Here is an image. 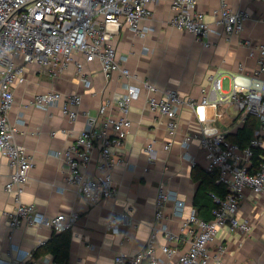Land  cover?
Listing matches in <instances>:
<instances>
[{
	"label": "built area",
	"instance_id": "obj_1",
	"mask_svg": "<svg viewBox=\"0 0 264 264\" xmlns=\"http://www.w3.org/2000/svg\"><path fill=\"white\" fill-rule=\"evenodd\" d=\"M158 1L0 0V154L12 169L10 180L3 186L6 192L13 194L16 202L14 209L5 214L12 229L27 224L60 232L71 229L79 218L77 212L40 216L35 204L21 200L34 159L15 138L18 125L24 124V119L21 116L14 121L9 119L15 87L27 81L26 72L32 65L48 76L56 77L73 64L78 82L86 88L91 86V80L85 71V63L93 61L99 63L106 80L114 73L127 80L136 78L125 65L127 56L116 51L114 41L123 26L144 37L149 27L140 23L152 17L151 5ZM197 2L171 0L173 13L170 23L178 30L191 33L196 41L203 42L212 28L205 14L197 8ZM213 17L215 26L222 28L226 35H232L243 31L249 13L242 9L233 10L223 1L219 8L213 10ZM255 52L257 68L253 75L232 73L230 89L225 92L221 76L212 74L208 77L210 85L202 89L199 100L182 97L177 89L161 90L147 80H140L147 91L146 107L165 124L170 138L165 149H169L176 138L183 105L196 110L199 106L231 104L237 109L242 123L247 116H253L258 119L259 126L248 145L240 146L215 126L202 125L197 140L207 161L206 170L217 172L215 181L225 188L223 196L211 193L216 203L213 218L203 220L195 207H188L176 190L160 183L154 218L144 246L134 253L119 251L112 264H227L223 260L226 246L220 244L213 255L209 243L219 230L225 228L229 233H250L249 220L238 217L243 192L250 190L264 196V160L257 167L252 166V148L264 145V78L261 77L264 73V44L251 49L250 55ZM140 91L138 85L127 82L122 92L102 102L97 113L86 112L85 126L75 142L55 154L64 163L66 182L76 187L89 206L102 199L113 198L117 193L112 172L123 160L115 157V151L123 146L130 133V107ZM80 103V94H63L54 90L35 94L29 100V105L44 109L59 106L62 115L70 121L77 118L79 112L76 107ZM189 144L190 138L186 134L181 145L188 148ZM96 148L100 157L96 164L98 174L91 176L84 172V168ZM146 151L151 160V144L146 146ZM174 219L180 220L179 232L172 229L171 221ZM130 221L126 212L117 213L108 219L107 228L118 234L121 226ZM128 240L129 237L123 235L122 242ZM15 251L19 250L12 246L8 250L9 259L0 260V264H57L45 255L37 258L31 254H15Z\"/></svg>",
	"mask_w": 264,
	"mask_h": 264
},
{
	"label": "crops",
	"instance_id": "obj_2",
	"mask_svg": "<svg viewBox=\"0 0 264 264\" xmlns=\"http://www.w3.org/2000/svg\"><path fill=\"white\" fill-rule=\"evenodd\" d=\"M223 1L233 10L249 13L241 33L226 35L222 28L213 24V10ZM170 4L171 0L152 3V17L140 23L149 27L144 37L123 26L114 41L116 51L127 56L125 65L136 78L127 80L114 73L106 80L99 63L93 61L85 63V71L91 80V86L86 88L78 82L73 64L56 77H50L32 65L26 72L27 81L15 87L9 119L14 121L20 116L24 119V124L18 125L15 138L34 159L28 183L21 194L22 202L35 204L37 213L45 217L79 213L70 229L66 264H112L119 251H139L150 232L160 183L176 190L188 207L193 205L198 186L193 179L194 173L206 170L207 165L197 140L202 125L215 126L231 141L245 123L253 127V136L257 134L259 121L246 118L242 123L237 109L231 104L199 106L196 110L183 105L176 138L169 149H165L170 139L165 124L146 107L147 91L140 80H147L161 90L177 89L182 97L199 100L202 89L209 87L208 77L212 74L220 75L221 81L230 79L232 73L253 75L257 68V52L250 55V50L264 44V0H198L197 8L205 14L212 28L203 42L171 25ZM205 42L208 45H204ZM261 77L264 78V73ZM127 82L138 85L141 91L130 107V133L123 146L115 151V157L123 160L112 172L117 193L113 198L89 206L76 187L66 182L64 163L55 154L75 142L85 126V113H97L102 102L122 92ZM49 90L80 94L81 103L76 107L79 114L75 120L63 116L59 106L44 109L29 105L35 94ZM186 134L190 138L188 148L181 145ZM148 144L153 148L151 160L146 151ZM99 159L96 148L84 172L97 175ZM11 172L7 159L0 154V260L9 259L8 250L12 246L19 250L15 254L33 256L37 247L53 232L41 225L22 224L16 229L8 225L5 214L14 209L16 202L13 194L6 192L3 186L10 180ZM122 212H126L131 221L114 234L107 228L108 219ZM238 217L249 220L250 233H229L226 228L221 229L208 245L210 252L215 255L217 247L223 244L227 248L223 260L227 264H264V196L244 190ZM179 222V219L171 221L176 232H179ZM123 235L129 240L122 242Z\"/></svg>",
	"mask_w": 264,
	"mask_h": 264
},
{
	"label": "trees",
	"instance_id": "obj_3",
	"mask_svg": "<svg viewBox=\"0 0 264 264\" xmlns=\"http://www.w3.org/2000/svg\"><path fill=\"white\" fill-rule=\"evenodd\" d=\"M246 118L247 120L254 118L258 121V119L253 116H247ZM252 136L253 127L245 123L242 128L238 129L236 135L233 136V139L234 142H237L240 146H246ZM247 141L248 143L246 144ZM252 150V163L255 166L260 160H262V156H264V148L253 147ZM216 177L217 172L214 171L211 173L205 169L195 171L193 176V179L198 182V186L194 193L192 206L195 207L197 215L203 220H210L213 218L212 211L216 207V203L214 202L211 193L219 194L221 196L225 194L224 186L216 183ZM70 242V229L60 232L53 231L50 238L46 240L44 244L37 247L33 252V256L38 257L40 255H48L57 264H66L69 260Z\"/></svg>",
	"mask_w": 264,
	"mask_h": 264
},
{
	"label": "rangeland",
	"instance_id": "obj_4",
	"mask_svg": "<svg viewBox=\"0 0 264 264\" xmlns=\"http://www.w3.org/2000/svg\"><path fill=\"white\" fill-rule=\"evenodd\" d=\"M229 88H230V79H229V78H224V79L222 80V89H223L224 91H228Z\"/></svg>",
	"mask_w": 264,
	"mask_h": 264
}]
</instances>
